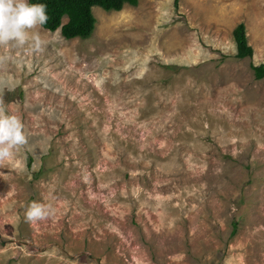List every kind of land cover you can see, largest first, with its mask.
I'll return each instance as SVG.
<instances>
[{
  "label": "rangeland",
  "instance_id": "rangeland-1",
  "mask_svg": "<svg viewBox=\"0 0 264 264\" xmlns=\"http://www.w3.org/2000/svg\"><path fill=\"white\" fill-rule=\"evenodd\" d=\"M92 14L88 39L13 53L33 150L0 167V264H264V0Z\"/></svg>",
  "mask_w": 264,
  "mask_h": 264
},
{
  "label": "clouds",
  "instance_id": "clouds-1",
  "mask_svg": "<svg viewBox=\"0 0 264 264\" xmlns=\"http://www.w3.org/2000/svg\"><path fill=\"white\" fill-rule=\"evenodd\" d=\"M46 8L43 3L30 4L28 0H0V167L14 163L22 152L33 150L20 116L7 111L3 93L5 89L15 90L14 82L6 75L9 65L18 63L13 53L45 51L41 30L49 19ZM52 211L51 206L33 201L26 211V220H45Z\"/></svg>",
  "mask_w": 264,
  "mask_h": 264
},
{
  "label": "trees",
  "instance_id": "trees-1",
  "mask_svg": "<svg viewBox=\"0 0 264 264\" xmlns=\"http://www.w3.org/2000/svg\"><path fill=\"white\" fill-rule=\"evenodd\" d=\"M139 0H28V3H43L47 6L48 22L43 30L54 33L59 29L60 36L65 40L75 38L88 39L94 30L95 18L93 8L105 12H120L124 6L136 7ZM66 22L63 23V19ZM237 60L251 58L252 48L247 43L245 26L239 23L232 31ZM254 80L264 78V65L250 66ZM30 162V161H29Z\"/></svg>",
  "mask_w": 264,
  "mask_h": 264
}]
</instances>
